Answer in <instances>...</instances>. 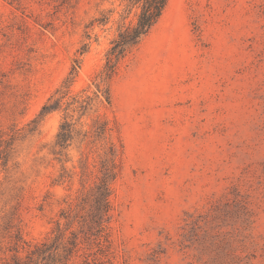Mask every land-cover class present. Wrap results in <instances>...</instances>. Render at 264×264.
I'll return each instance as SVG.
<instances>
[{
  "label": "rangeland",
  "instance_id": "obj_1",
  "mask_svg": "<svg viewBox=\"0 0 264 264\" xmlns=\"http://www.w3.org/2000/svg\"><path fill=\"white\" fill-rule=\"evenodd\" d=\"M122 9V0H0V135L36 121L6 170L0 161V225L18 205L28 241L47 237L81 194L76 145L72 181L54 185L62 113L39 117L41 108L75 58L72 94L95 91ZM97 117L118 154L110 220L100 245L82 240L69 264H264V0H168L121 63L110 103L98 96L84 121Z\"/></svg>",
  "mask_w": 264,
  "mask_h": 264
},
{
  "label": "trees",
  "instance_id": "obj_2",
  "mask_svg": "<svg viewBox=\"0 0 264 264\" xmlns=\"http://www.w3.org/2000/svg\"><path fill=\"white\" fill-rule=\"evenodd\" d=\"M122 3L120 15L122 23L106 52L102 68L92 81L95 91L90 94L88 89H83L72 94L71 87L81 65V60L75 58L67 77L48 98L39 113V117L54 112L62 113L58 131L49 151L53 160L60 165L54 185L72 181L76 167L72 165L69 169L67 164L72 163L70 157L72 146L76 145L78 149L81 194L77 204H68L61 209L54 228L40 242L25 239L20 226L19 207L12 206L1 217L3 223L0 225V264H69L79 252L82 240L92 241L98 246L100 238L107 235L112 187L118 175V154L110 140L108 122L97 117L89 125L84 118L89 117L98 96L107 104L110 103V84L117 75L121 63L159 22L168 0H122ZM133 13L134 20L127 23ZM106 21L100 20L99 24ZM87 47L88 45L84 44L78 53L83 55ZM35 123V120L32 121L27 125V129L13 127L9 134L4 133L8 138L0 135L2 147L0 161L3 170L8 168L11 161L10 153L15 141L24 133L34 132ZM92 155H95L93 162L89 163ZM93 174L94 181L88 184Z\"/></svg>",
  "mask_w": 264,
  "mask_h": 264
}]
</instances>
